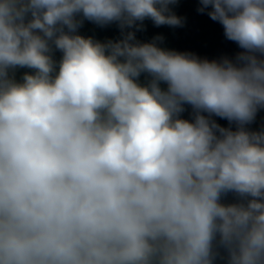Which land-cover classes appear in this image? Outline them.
Instances as JSON below:
<instances>
[{
  "label": "clouds",
  "instance_id": "1",
  "mask_svg": "<svg viewBox=\"0 0 264 264\" xmlns=\"http://www.w3.org/2000/svg\"><path fill=\"white\" fill-rule=\"evenodd\" d=\"M178 2L0 0V264H264V0H198L235 61L136 40Z\"/></svg>",
  "mask_w": 264,
  "mask_h": 264
}]
</instances>
